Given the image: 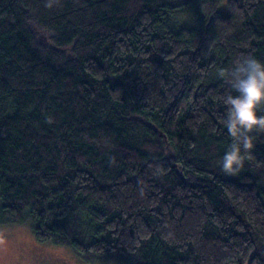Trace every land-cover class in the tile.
<instances>
[{
  "label": "trees",
  "instance_id": "1",
  "mask_svg": "<svg viewBox=\"0 0 264 264\" xmlns=\"http://www.w3.org/2000/svg\"><path fill=\"white\" fill-rule=\"evenodd\" d=\"M249 53L264 0H0V224L86 262L264 264V132L217 167L216 72Z\"/></svg>",
  "mask_w": 264,
  "mask_h": 264
},
{
  "label": "clouds",
  "instance_id": "2",
  "mask_svg": "<svg viewBox=\"0 0 264 264\" xmlns=\"http://www.w3.org/2000/svg\"><path fill=\"white\" fill-rule=\"evenodd\" d=\"M216 76L226 82L230 91L219 97L226 106L223 126L231 142L217 161L226 175H237L255 148L253 133L264 132V61L253 54L242 55L231 67H220Z\"/></svg>",
  "mask_w": 264,
  "mask_h": 264
},
{
  "label": "rangeland",
  "instance_id": "3",
  "mask_svg": "<svg viewBox=\"0 0 264 264\" xmlns=\"http://www.w3.org/2000/svg\"><path fill=\"white\" fill-rule=\"evenodd\" d=\"M35 44L43 49L49 33L29 22ZM0 264H124L120 261L86 262L68 247L38 242L28 223L0 224Z\"/></svg>",
  "mask_w": 264,
  "mask_h": 264
}]
</instances>
